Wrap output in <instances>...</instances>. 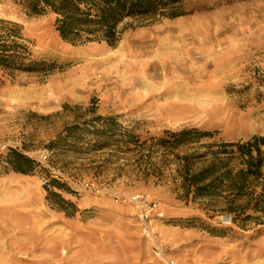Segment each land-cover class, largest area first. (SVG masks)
<instances>
[{
    "label": "rangeland",
    "instance_id": "rangeland-1",
    "mask_svg": "<svg viewBox=\"0 0 264 264\" xmlns=\"http://www.w3.org/2000/svg\"><path fill=\"white\" fill-rule=\"evenodd\" d=\"M56 20L0 0V21L21 25L33 58L48 63L0 69V264H264L260 212L234 222L244 201L231 213V198L194 200L183 185L185 157L195 173L222 144L264 136V0H183L127 19L115 45L64 41ZM96 116H117L138 142L98 150L84 133L75 148L52 149ZM184 129L210 136L158 142ZM10 150L35 170L14 172ZM47 189L67 203H50Z\"/></svg>",
    "mask_w": 264,
    "mask_h": 264
},
{
    "label": "trees",
    "instance_id": "trees-1",
    "mask_svg": "<svg viewBox=\"0 0 264 264\" xmlns=\"http://www.w3.org/2000/svg\"><path fill=\"white\" fill-rule=\"evenodd\" d=\"M15 1L30 15L55 14L56 29L64 41L107 42L115 45L119 40V27L127 19L156 17L183 0ZM47 66L45 60L33 58L21 25L0 21V69L10 72H42L46 71ZM84 133L95 138L94 141H88V144L98 150L106 148L108 141L138 142L133 131L119 123L117 116H96L66 127L58 139L51 143V147L75 148L85 140ZM167 134L169 139L161 138L158 142L168 149L210 136V133L197 129H184ZM210 156L208 165L195 173L189 169L192 157L183 159V185L186 195H191L194 200L217 196L231 198L227 205V210L231 213L234 212L237 202L244 201L245 204L241 206L239 215L233 219L234 222H237L241 214H246L247 209L260 212L264 216V136H254L243 143L222 144L216 151H211ZM6 160L10 168L19 174L29 175L36 168L33 159L15 150L9 151ZM234 161H238L237 165H233ZM51 184L59 191L65 188L55 181ZM47 191L50 203H67L61 193L49 189ZM61 209L65 211L64 208ZM251 218L247 216L245 220Z\"/></svg>",
    "mask_w": 264,
    "mask_h": 264
},
{
    "label": "built area",
    "instance_id": "built-area-1",
    "mask_svg": "<svg viewBox=\"0 0 264 264\" xmlns=\"http://www.w3.org/2000/svg\"><path fill=\"white\" fill-rule=\"evenodd\" d=\"M42 158L44 160H47L46 154L43 155ZM144 207L148 208V210L142 214V219L144 220V223L148 224L149 214H150V212L154 211V207H150L149 208V206H148V204L146 202H144ZM149 228H150L149 225H147L146 226V230H145L147 232V234H149V231H150ZM169 264H174V262H169Z\"/></svg>",
    "mask_w": 264,
    "mask_h": 264
}]
</instances>
